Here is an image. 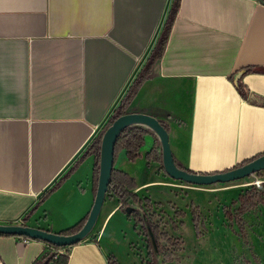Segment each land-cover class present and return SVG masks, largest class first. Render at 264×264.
Returning a JSON list of instances; mask_svg holds the SVG:
<instances>
[{
  "label": "crops",
  "instance_id": "0c3cea01",
  "mask_svg": "<svg viewBox=\"0 0 264 264\" xmlns=\"http://www.w3.org/2000/svg\"><path fill=\"white\" fill-rule=\"evenodd\" d=\"M174 2L0 0V223L62 233L88 217L98 164L88 148L147 63ZM167 40L127 113L164 121L174 156L194 172L263 154L264 72L246 70H264V0H179ZM241 73L247 99L230 78ZM152 148L162 153L150 129L141 156L131 162L122 150L114 166L136 179L140 197L165 200L180 184L146 159ZM125 224L134 226L107 194L68 264H109L110 255L124 264L116 246ZM49 250L42 240L0 234V264H35Z\"/></svg>",
  "mask_w": 264,
  "mask_h": 264
},
{
  "label": "rangeland",
  "instance_id": "374dc122",
  "mask_svg": "<svg viewBox=\"0 0 264 264\" xmlns=\"http://www.w3.org/2000/svg\"><path fill=\"white\" fill-rule=\"evenodd\" d=\"M171 180L180 184L172 191L171 198L151 200L149 206L144 202L137 204L130 201V206L139 214L152 215L153 221L159 222L161 230L180 241L182 250L176 252L174 262L169 264H264V200L256 208L245 212L239 200L242 194L254 187L264 193L263 174L257 172L239 180L210 185ZM257 181H262L260 186L256 184ZM192 203L198 206L201 214L200 229L204 235L199 238L191 221ZM123 211L129 215L126 209ZM180 211L185 215L181 216ZM129 221L134 226L125 224L121 231L122 237L117 239L116 246L118 255L124 264H133L135 258L138 264H148L146 233L133 217ZM174 224L178 226L177 230ZM162 260V256H159L158 264Z\"/></svg>",
  "mask_w": 264,
  "mask_h": 264
},
{
  "label": "trees",
  "instance_id": "16d2710c",
  "mask_svg": "<svg viewBox=\"0 0 264 264\" xmlns=\"http://www.w3.org/2000/svg\"><path fill=\"white\" fill-rule=\"evenodd\" d=\"M178 5H179V0H175L172 10L170 12V15L164 26L162 35L160 39L158 40L155 48L153 49L149 59L147 60V63L145 64L142 71L139 73V75L136 77V79L132 83L130 89L128 90L127 94L125 95L119 107L116 108V110L114 111V114L109 120L108 125L99 135V137L88 148V153L91 152V149L92 150L95 149L96 150L95 153L97 154V157H98V164L95 168V175H94L96 192H97V186H98V181H99V159H100L101 142H102L103 134L105 130L113 123V121L116 118L127 113L126 108H127L128 103L131 101L133 96L137 93V90L140 87L142 81L144 80L145 75L149 72L150 68L152 67L156 59L161 57L164 51L165 45L168 41L167 37H168L169 30L171 28V22L173 20V16L176 13ZM246 71L247 72H250V71L264 72V70H256V69H247ZM230 78L232 82L234 83V85L236 86L238 92L245 99H247L249 89L242 82V73L235 77L231 76ZM161 122L163 123L165 128L169 130V126L164 121H161ZM149 131H150L149 127L145 125H141V124H134V125L128 126L125 130H123V132L119 135L117 139L116 148H115L116 156L120 151L125 150L126 156L129 159V161L135 162L141 156L140 149L142 148V146H144L145 141H146V135H148ZM174 158H175L177 165L180 168L192 171L189 168L185 167L175 156ZM146 159L149 161L160 162L162 165V170L165 172V169L163 167V162H162V153L158 154L155 148H152L146 154ZM246 161H244L243 163H245ZM75 165L67 172V174L60 180V182H57L50 191L44 194V196L38 201L36 206L28 213V215L25 216L24 221H27L29 215L33 213L39 207V205H41L46 200V198L49 196L51 192H53L55 189H57V187H59L63 179L68 177L71 171H73V169L75 168ZM258 174L264 175V170L258 172ZM137 186H138L137 181L133 176H131L129 173L123 170H119L116 167H114L112 175H111L109 190L107 194L108 195L112 194L118 197L121 203L122 210L130 206V201H133L137 204H142L144 202L148 206L151 205L152 202L149 196L142 198L134 191L137 188ZM263 195L264 193L262 192V190H259L256 187L242 194L239 200L242 202V204L245 207L244 212L250 209L256 208L260 203H262L264 200ZM191 212H192V222L194 224L196 236L202 237L204 235V232L200 229L201 214L199 212L198 206L195 203L191 204ZM179 214L181 216L185 215L184 212L182 211H180ZM132 217L137 225L141 224L142 229L144 230L148 238L147 263L148 264H158L159 256H162L163 258L161 264L172 263L175 259L176 252L182 250L180 241L177 238L171 237L168 232L161 230L159 222L153 221L152 215H147L146 213L139 214V212L136 209H134L133 212H131L128 215L129 219H132ZM86 220L87 218L82 220L77 225L69 228L68 230H65L62 233L71 234V233L77 232L84 225ZM174 229L176 230L178 229V226L176 224H174ZM20 237L28 238L24 236H20ZM163 241H165V243H163ZM48 246L52 250H49L45 254H43L40 257V259H38L35 262V264H68V261H69L68 253H69V249L71 246L60 247V246L53 245L50 243H48ZM60 249H66V252L61 253L59 251ZM108 263L109 264H120L117 257L114 255H110L108 257Z\"/></svg>",
  "mask_w": 264,
  "mask_h": 264
},
{
  "label": "water",
  "instance_id": "95a60500",
  "mask_svg": "<svg viewBox=\"0 0 264 264\" xmlns=\"http://www.w3.org/2000/svg\"><path fill=\"white\" fill-rule=\"evenodd\" d=\"M134 124L145 125L157 134L162 147L163 167L167 175L173 179L182 180L195 185H210L213 183H225L239 180L264 170V153L224 171L203 173L182 169L175 161L170 145L169 131L165 128L160 119L146 113H125L116 118L103 134L99 159V181L95 201L87 220L77 232L64 234L25 224L0 223V234L24 236L30 239L42 240L60 247L73 246L85 240L90 235L97 222L109 190L111 175L115 167V148L117 139L123 130ZM133 209V207L129 206L126 208V212L130 214Z\"/></svg>",
  "mask_w": 264,
  "mask_h": 264
},
{
  "label": "built area",
  "instance_id": "2783aa9c",
  "mask_svg": "<svg viewBox=\"0 0 264 264\" xmlns=\"http://www.w3.org/2000/svg\"><path fill=\"white\" fill-rule=\"evenodd\" d=\"M261 182H262V181H257L256 184L260 186V185H261ZM20 224H23V222H20Z\"/></svg>",
  "mask_w": 264,
  "mask_h": 264
}]
</instances>
